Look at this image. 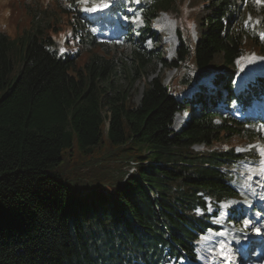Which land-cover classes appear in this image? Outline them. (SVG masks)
Here are the masks:
<instances>
[{
	"label": "trees",
	"instance_id": "obj_1",
	"mask_svg": "<svg viewBox=\"0 0 264 264\" xmlns=\"http://www.w3.org/2000/svg\"><path fill=\"white\" fill-rule=\"evenodd\" d=\"M197 1L196 40L179 27L177 56L160 58L183 68L182 78L172 86L153 78L138 104L130 89L158 60L154 51L134 42L125 62L123 46L98 41L64 1L53 0L51 10L27 4L29 25L16 36L0 31V264L199 258L197 233L210 225L203 198L237 196L230 170L243 155L235 148L255 137L216 112L217 87L230 98L236 60L264 54V41L245 24L254 13L242 9L246 0ZM176 4L152 0L149 25ZM64 22L76 48L61 56L53 32ZM209 75L212 85H200ZM195 84L200 90L180 101ZM185 110L188 119L175 129Z\"/></svg>",
	"mask_w": 264,
	"mask_h": 264
},
{
	"label": "rangeland",
	"instance_id": "obj_2",
	"mask_svg": "<svg viewBox=\"0 0 264 264\" xmlns=\"http://www.w3.org/2000/svg\"><path fill=\"white\" fill-rule=\"evenodd\" d=\"M49 0H27L28 4L32 7L39 4L40 6H44L48 3ZM148 1V0H147ZM27 2L25 0H0V31H3L10 36H16L23 28H25L29 22L30 15L27 9ZM82 2H85L84 0H80L79 6L82 4ZM176 12L166 13L163 12L160 14V16L152 23L154 34L151 35V38L147 40L145 43V46L143 48H146L148 51H154V54L157 56L158 60H156L151 67L148 68L146 73L143 74V76L132 85L130 89L131 94V100L135 104H138L140 102V99L143 95V91L145 89V86L148 84L149 81H151L155 77H162L164 78V83L166 85H174L177 84L178 81L182 78L184 74V69L180 68H167L163 65L162 61H160V58L162 56H165L167 60L173 59L175 56H177V49L180 45V38L178 35V28H181V31L184 35L188 37H192L193 40H196L197 37V29L199 25V14L201 13V1L197 0H176ZM81 3V4H80ZM250 4L256 5L259 9L262 4H264V0H249V3L246 4V6H249ZM89 5H93L94 8L99 9L100 8V2H97V0L89 1ZM50 7V6H49ZM52 7H50V10ZM140 15H142V11H138ZM260 12V11H259ZM259 12H257L259 14ZM143 17V16H142ZM258 18L260 19V16L258 15ZM248 16L247 22L251 23V26H254V32L257 34L258 37L264 38V24H261V21L258 19ZM65 18H62V20ZM143 24L142 22L136 26H133V28L136 30L137 27H141ZM129 33L128 35H130ZM138 33H133V37H135ZM53 35L56 39V42L58 44V51L61 56L65 55H72L75 52V41L72 38V30L70 25H67L65 22L61 24V29L57 32H53ZM127 37L119 38L117 41L123 42L124 44H127L124 48V54L122 55V59L125 62H130L129 59L131 57V49L130 45L127 43ZM254 56V54H251ZM251 58H254L252 57ZM243 60H246V57H242ZM249 58V57H247ZM241 59L237 61V71L242 72L248 77L249 81H254L257 77L264 75L261 74L260 70L262 69L261 66H258L260 64V61H257V68H253L251 65L247 64L246 62H241ZM264 65V64H263ZM251 68H250V67ZM212 78L213 75H209L205 77L201 83L203 85H212ZM120 85L126 84L129 85V80L122 79L119 83ZM200 87L199 84H195L194 87L190 90L185 91L181 96L178 97L180 101H184L186 98L192 97V94L199 91ZM264 97V96H263ZM254 106V105H252ZM220 109V108H219ZM226 111V110H225ZM199 110L194 113L198 114ZM189 112L184 111L183 113H179L176 117L174 128L179 129L182 127L186 120L189 117ZM109 122L106 123V129L108 128ZM257 142L255 146H257V143H261L262 137L258 138L256 140ZM252 147V145L246 147V148H237L239 152L241 151H249V149ZM196 149H201V145L195 146ZM257 152V151H256ZM258 155V154H257ZM258 156L254 157L257 158ZM85 158L81 157L80 161L84 160ZM251 160V159H250ZM92 164V163H91ZM98 165V164H97ZM96 165V166H97ZM134 164H132V167H130L128 170L129 172H134L133 168ZM254 165L252 163L245 162L242 169L240 170L239 174H237L238 183H241L243 187H247L250 180L253 179L252 174L254 172L251 170V168ZM257 168V166H254ZM86 171V170H85ZM92 173L91 171H87ZM259 174V173H257ZM128 176V175H127ZM257 178V177H256ZM256 178L255 181H258ZM233 185H236V182H233ZM239 188V187H238ZM249 191V190H248ZM244 194V192L242 191ZM234 218L236 220H239L240 215L233 214ZM206 250L205 254L207 257V263L211 262L214 259V256L212 255L213 250L210 246H207L205 244Z\"/></svg>",
	"mask_w": 264,
	"mask_h": 264
},
{
	"label": "bare ground",
	"instance_id": "obj_3",
	"mask_svg": "<svg viewBox=\"0 0 264 264\" xmlns=\"http://www.w3.org/2000/svg\"><path fill=\"white\" fill-rule=\"evenodd\" d=\"M241 62H246L247 64H249V65H251L253 68H256V66H257V59H255V58H251V57H249V58H246V60L244 59L243 60V58H241V60H240ZM257 180H258V178H256ZM259 182V181H258ZM257 185H259V183H257Z\"/></svg>",
	"mask_w": 264,
	"mask_h": 264
}]
</instances>
